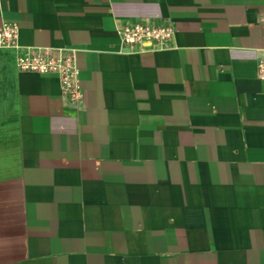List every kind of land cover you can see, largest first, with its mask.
Wrapping results in <instances>:
<instances>
[{"label": "crops", "instance_id": "crops-1", "mask_svg": "<svg viewBox=\"0 0 264 264\" xmlns=\"http://www.w3.org/2000/svg\"><path fill=\"white\" fill-rule=\"evenodd\" d=\"M170 25L128 50L118 29ZM0 264H264V0H0ZM74 48L84 99L22 72Z\"/></svg>", "mask_w": 264, "mask_h": 264}, {"label": "built area", "instance_id": "built-area-1", "mask_svg": "<svg viewBox=\"0 0 264 264\" xmlns=\"http://www.w3.org/2000/svg\"><path fill=\"white\" fill-rule=\"evenodd\" d=\"M118 35L122 46L128 50L153 48L170 42L174 29L170 25L135 22L120 27ZM0 48H21L16 25L7 24L0 28ZM17 66L22 72L56 76L68 105L77 107L83 101L76 49L29 48L18 55ZM258 74L264 80V54L258 61Z\"/></svg>", "mask_w": 264, "mask_h": 264}]
</instances>
